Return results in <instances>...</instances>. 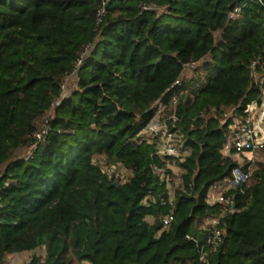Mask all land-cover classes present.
Listing matches in <instances>:
<instances>
[{"label": "trees", "instance_id": "trees-1", "mask_svg": "<svg viewBox=\"0 0 264 264\" xmlns=\"http://www.w3.org/2000/svg\"><path fill=\"white\" fill-rule=\"evenodd\" d=\"M142 3L164 10L141 12ZM263 24L264 0H0V264L43 246L26 264H264V161L244 192L232 191L234 212L207 202L238 164L223 153V113L262 100ZM193 61H202L197 81L185 72ZM180 77L179 88H194L170 110L187 154L168 157L182 182L166 226L171 206L162 199L174 183L154 166L171 170L136 138ZM98 155L132 169V179L114 185ZM209 218H220L223 242L201 262L197 241Z\"/></svg>", "mask_w": 264, "mask_h": 264}, {"label": "built area", "instance_id": "built-area-1", "mask_svg": "<svg viewBox=\"0 0 264 264\" xmlns=\"http://www.w3.org/2000/svg\"><path fill=\"white\" fill-rule=\"evenodd\" d=\"M99 9L97 25L102 21V17L105 14V5ZM141 12L146 10H154L162 12L164 7L157 5L156 3H142L140 5ZM264 33V24H263ZM93 43L85 45L79 52L77 59L74 62L73 71L65 78L63 82L62 95H68L66 81L70 77L77 79L78 71L83 64V61L93 48ZM202 61H193L185 66V72L198 69L202 73L201 66ZM256 61H253L251 67L255 69ZM255 75L258 77L257 73ZM187 81L185 77H180L176 80L171 89H173V96L169 103H165L163 100H159L156 105V110L153 118L147 124V126L141 130L137 135V143L146 142L154 145V154L158 155L161 159L167 161V167L171 170V173H167L164 168L154 166L155 170L160 173V179L166 183H176L177 187L181 185V170L177 166L176 162H169L168 157L182 158L187 154V150L184 147V134L177 127H170L168 121L175 117L171 110V106H177L179 102V96L186 95L190 89L194 87L187 86L185 88H179L183 85V82ZM179 88V91H177ZM170 90V89H169ZM58 101L54 103L56 105ZM223 117L230 120L228 125L227 140L224 145L223 153L226 156L232 157L238 162L233 166L231 172L224 179L216 182L212 185L207 194V202L220 203L223 207V212H234L235 209V195L233 190L241 189L244 192L245 186L252 180V171L254 165L257 162V156L259 152L264 150V91L262 94L261 102L252 101L246 105L243 113L238 111L237 107H232L228 111L223 113ZM49 120H45L43 126L36 132L35 137L37 143H39L49 130ZM259 143V144H258ZM36 145L31 149L34 150ZM30 155V153H29ZM93 161L98 164L106 175L112 179L116 184H124L129 182L134 175L132 169L124 166L119 162H114L107 155H98L94 157ZM1 176V173H0ZM163 205H170V211L162 215V220L166 226L170 225L174 220V196L169 197L168 200L162 199ZM220 218H209L203 222L201 227L207 231L205 240L203 242L197 241L200 248L199 260L201 262H207L210 255L216 253L223 242V229L219 228ZM45 249V246H43ZM78 264H91L88 261H81ZM182 264V263H181Z\"/></svg>", "mask_w": 264, "mask_h": 264}, {"label": "rangeland", "instance_id": "rangeland-1", "mask_svg": "<svg viewBox=\"0 0 264 264\" xmlns=\"http://www.w3.org/2000/svg\"><path fill=\"white\" fill-rule=\"evenodd\" d=\"M186 73L188 75V78L192 79L193 81H197V79H199L200 75H201V72L199 70H191V71H187ZM76 80L77 79H74L72 77L67 79L66 84H65L67 92H70L72 89L75 88ZM49 113H53V111L51 110ZM262 152L263 151L259 152V154L257 156L258 160H257L256 164L254 165V168L257 167V164H258L259 161H264V155H263ZM27 154H28V151H25L24 155H27ZM175 188H177V184L176 183H174L170 187V195L171 196H174ZM148 219L150 221H152L153 217H149ZM34 254H39V255L44 254V249L42 248V249H38V250H35V251H27V252L12 254V255H10L7 258V264H26V262H28Z\"/></svg>", "mask_w": 264, "mask_h": 264}, {"label": "water", "instance_id": "water-1", "mask_svg": "<svg viewBox=\"0 0 264 264\" xmlns=\"http://www.w3.org/2000/svg\"><path fill=\"white\" fill-rule=\"evenodd\" d=\"M259 144V143H258ZM114 185H116V183H114Z\"/></svg>", "mask_w": 264, "mask_h": 264}]
</instances>
